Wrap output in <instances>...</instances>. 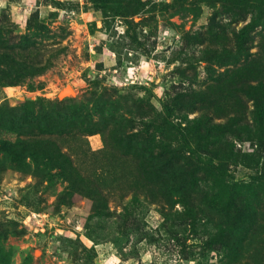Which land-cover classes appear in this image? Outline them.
<instances>
[{
	"label": "rangeland",
	"instance_id": "1",
	"mask_svg": "<svg viewBox=\"0 0 264 264\" xmlns=\"http://www.w3.org/2000/svg\"><path fill=\"white\" fill-rule=\"evenodd\" d=\"M0 264H264V0H0Z\"/></svg>",
	"mask_w": 264,
	"mask_h": 264
},
{
	"label": "bare ground",
	"instance_id": "2",
	"mask_svg": "<svg viewBox=\"0 0 264 264\" xmlns=\"http://www.w3.org/2000/svg\"><path fill=\"white\" fill-rule=\"evenodd\" d=\"M70 90H72V89H70Z\"/></svg>",
	"mask_w": 264,
	"mask_h": 264
}]
</instances>
